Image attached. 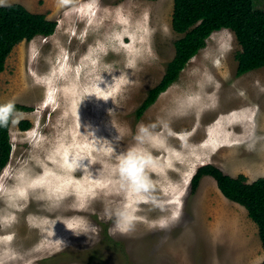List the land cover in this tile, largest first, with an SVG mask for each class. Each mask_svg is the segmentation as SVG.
<instances>
[{"label": "rangeland", "instance_id": "1", "mask_svg": "<svg viewBox=\"0 0 264 264\" xmlns=\"http://www.w3.org/2000/svg\"><path fill=\"white\" fill-rule=\"evenodd\" d=\"M11 2L45 13L56 27L50 35L16 44L0 72V103L31 108L12 114L11 153L0 169V226L3 210L10 215L5 223L12 224L7 231L0 228V257L9 248L18 254L16 262L6 264H210L214 258L222 264L253 251L255 264L260 263L264 249L246 209L226 198L208 175L190 191V178L204 163L233 176L243 173L248 182L264 176V66L236 74L240 45L234 33L228 28L213 31L177 80L137 117L136 108L162 77L174 55V41L182 36L171 27L173 0H0ZM255 3L264 8V0ZM238 21L245 22L243 11ZM45 100L52 104L42 107ZM244 102L250 118L237 123L230 122L237 117L227 118L225 126L214 125H219L216 134L206 135L218 114ZM21 119L29 120L27 129L19 128ZM30 129L35 138L28 136ZM223 141L235 143L217 144L215 150L214 143ZM129 152L141 162L143 187H132L119 173L120 160ZM67 159L89 168L88 174L59 173L55 165ZM24 189L28 192L20 194ZM72 193L76 197H67V206L88 205L86 217L77 212L76 219L96 229L88 233L91 239L83 228L73 235V217L63 211L64 226L58 220L53 227L43 226L57 211L45 216L42 210L61 212L59 196ZM18 197L23 200L16 204ZM117 210L133 218L132 228L110 235ZM57 226L67 239L43 246L47 234L58 233ZM213 237L220 238L218 244ZM31 249L39 251L27 254Z\"/></svg>", "mask_w": 264, "mask_h": 264}, {"label": "trees", "instance_id": "2", "mask_svg": "<svg viewBox=\"0 0 264 264\" xmlns=\"http://www.w3.org/2000/svg\"><path fill=\"white\" fill-rule=\"evenodd\" d=\"M243 11L245 22L240 24L238 16ZM56 21L43 12H34L19 2L0 4V72L13 47L36 35L47 36L54 32ZM171 27L182 36L174 41V55L166 63L160 80L149 88L146 96L136 108L140 117L158 94L177 80L186 62L205 46L213 31L229 28L240 45L235 52L236 74L241 75L264 66V8L255 0H173ZM6 111L0 115V169L9 160L12 143L9 126L15 111L31 109L27 105L12 102L1 104ZM28 119L18 122L20 129L29 127ZM211 176L220 192L229 200L239 203L257 225L258 236L264 249V176L248 182L243 173L235 176L223 172L213 163L197 167L190 178V191L195 192L200 179ZM260 264H264V259Z\"/></svg>", "mask_w": 264, "mask_h": 264}, {"label": "bare ground", "instance_id": "3", "mask_svg": "<svg viewBox=\"0 0 264 264\" xmlns=\"http://www.w3.org/2000/svg\"><path fill=\"white\" fill-rule=\"evenodd\" d=\"M74 12L76 11H78V9H74L73 10ZM82 12V11H81ZM88 14V13H87ZM139 43V42H138ZM223 49V47H220V53H223L224 52V50H222ZM225 53V52H224ZM220 55V54H219ZM221 58V57H220ZM214 66V65H213ZM215 70V69H214ZM56 72H54V74H55ZM58 74V73H57ZM54 77V76H53ZM56 79H57V77H56ZM61 80V79H60ZM50 84V83H49ZM48 86V85H47ZM215 86H216V84H215ZM209 88H212V87H209ZM206 90V89H205ZM207 91V90H206ZM210 92V90H208V93ZM216 92H217V90H216ZM57 93V92H56ZM235 94V93H234ZM224 95H226V94H224ZM230 95V94H229ZM103 96H104V94H103ZM212 96V95H211ZM211 96H210V98H211ZM206 99H210L209 98V96H204ZM217 97H218V95H217ZM235 97H237V96H235ZM80 98V97H79ZM227 98H228V96H227ZM78 99V98H77ZM192 99V98H191ZM219 99V98H218ZM218 99H217V101H218ZM43 100H44V98H43ZM46 100H48V99H46ZM44 101V103H43V101H41L42 102V107H47V106H49L50 105V103L51 102H49V101ZM79 100V99H78ZM82 100H84V99H82ZM221 100V99H220ZM224 100H226L225 98H224ZM227 101V100H226ZM53 102V101H52ZM80 102V101H79ZM84 102V101H83ZM224 102V101H223ZM78 103V102H77ZM218 103V102H217ZM216 103V104H217ZM227 103V102H226ZM247 103V102H246ZM252 103V102H251ZM52 104V103H51ZM54 104V103H53ZM73 104V103H72ZM243 105H241V107H239L238 109H234V110H228L226 113H220V114H218V116H216L214 119V121H213V123H212V125H210V126H208L207 127V131H206V135L207 134H209V133H217V130L219 129V125H224L225 126V124H222V122H223V120H226L227 118V120H229L230 118H234V117H237V119H234V120H232V121H230L231 123H237L243 116H247L248 118H250L249 116H250V114H251V110H248L247 111V109L249 108V106H248V104H246L245 105V102L244 103H242ZM80 105V104H79ZM82 105V104H81ZM250 105V104H249ZM87 106V105H86ZM193 106V105H192ZM195 106V105H194ZM197 106V105H196ZM198 106H200V103H199V105ZM83 107H84V105H83ZM79 108V107H78ZM221 108V107H220ZM198 108L196 107V108H194V109H192V111L193 112H195L196 110H197ZM216 109V108H215ZM187 110V109H186ZM189 110V109H188ZM187 110V111H188ZM208 111V110H207ZM207 111H206V113H207ZM210 111V110H209ZM213 111H214V109H213ZM249 111H250V113H249ZM216 112H218L217 110H216ZM225 112V111H224ZM187 113V112H186ZM248 113H249V115H248ZM175 115V114H174ZM197 115V114H196ZM204 115V114H203ZM72 116V115H71ZM190 117V116H189ZM192 117V116H191ZM194 117V116H193ZM192 117V118H193ZM254 117V116H253ZM184 118V117H183ZM182 118V119H183ZM186 118H188V116L186 117ZM202 117H200V119H201ZM172 118H171V116H170V120H171ZM255 119V118H254ZM187 120H189V119H187ZM186 120V121H187ZM193 120H195V119H193ZM177 121V120H176ZM176 121H175V124L174 125H176L177 123H176ZM182 121V120H181ZM180 121V122H181ZM202 121V120H201ZM33 122H36V120L35 121H33ZM189 123H190V121H188ZM212 122V121H211ZM193 123V122H192ZM191 123V124H192ZM201 123V122H200ZM199 123V124H200ZM178 124H179V122H178ZM191 124H190V126H191ZM216 124H219L218 126H214V125H216ZM36 125V124H35ZM34 125V126H35ZM183 125V124H182ZM201 125V124H200ZM231 125V124H230ZM194 126V125H193ZM196 126V125H195ZM37 127V126H36ZM192 127V126H191ZM250 127V126H249ZM170 128H174V126L172 125V127L170 126ZM194 128V127H193ZM196 128V127H195ZM199 128V127H198ZM215 128V129H214ZM34 129V128H33ZM191 129V128H190ZM251 129H252V127H251ZM172 130H174V129H172ZM177 131V130H176ZM181 131V130H180ZM183 131V130H182ZM189 131V130H188ZM188 131H186V132H188ZM197 131V130H196ZM205 131V130H204ZM26 132H28V131H26ZM240 132V131H239ZM249 132V131H248ZM250 133V132H249ZM36 134V133H35ZM35 134L32 132V130L30 129L29 130V135L28 136H33L34 138H35ZM188 134V133H187ZM229 134V140H232L233 138L232 137H234V133H233V131L231 132L230 131V133H228ZM105 135V134H104ZM108 135V134H107ZM174 135H176V136H178L182 141H184L186 138L184 137V136H186L185 134H183V133H174ZM205 135V136H206ZM204 136V137H205ZM32 137V138H33ZM202 138L200 141H202V140H204L205 138ZM228 139V138H227ZM118 141H120L119 139H118ZM180 141V140H179ZM115 142V141H114ZM229 142V141H228ZM203 144H205V145H211L210 143H209V141H206V142H202ZM201 143V145H203ZM208 143V144H207ZM227 144L226 142H222V143H214L216 146H217V144H219V145H222V144ZM231 144L232 143H235V142H230ZM227 144V145H231V144ZM187 144V143H186ZM112 145H113V143H112ZM205 147H208V148H210V149H212L210 146H205ZM114 148V147H113ZM116 149V148H115ZM114 149V150H115ZM217 149H219V147L217 146V148L215 149V150H217ZM113 150V149H112ZM111 150V151H112ZM120 150V149H119ZM119 150H117L118 152H119ZM214 150V151H215ZM110 151V150H109ZM109 156H111V153H107ZM115 154V153H114ZM117 154V153H116ZM119 154V153H118ZM108 156V157H109ZM119 156V155H118ZM68 157V156H67ZM72 158V157H71ZM113 158V157H112ZM114 159V158H113ZM77 160V159H76ZM75 160V161H76ZM70 162V160L68 161V159H67V161H64V162H62V163H59V164H56L55 166L57 167V169H58V171H59V173H61V174H63L64 176H75V173L78 171V170H82V174L81 175H83V174H88V171H89V168H86V167H84L83 165H73V164H71V163H69ZM47 165H50V167L52 166V164L51 163H49V162H47L46 163ZM47 165H46V167H47ZM90 167V166H89ZM145 172H147V171H145ZM149 172V171H148ZM151 172V171H150ZM120 173V172H119ZM152 174H153V172H152ZM81 177V176H80ZM215 181V180H214ZM82 183V182H81ZM56 184V183H55ZM73 184H74V181H73ZM83 184V183H82ZM62 185V184H61ZM80 185V184H79ZM28 186V184L26 183L25 184V187H27ZM70 186H71V184L70 183H68V184H66V188L67 189H69L70 188ZM78 189V188H77ZM15 192V191H14ZM26 192H28V190H23V191H21L20 192V194H24V193H26ZM47 193V192H46ZM76 194L75 193H72L71 195H61V196H59V199H58V204H57V206L56 207H60L61 208V212H60V210L59 209H54V208H48V209H43L42 211L44 212L43 214L45 215V216H52L53 215V213L55 214V210L58 212V213H60L59 215H57V212H56V217H55V219H51V220H45L44 221V225L43 224H40V225H43V226H47V224L49 225V226H51V227H53V225H54V223H56L55 221H60V227L61 226H64L63 225V220L65 219V218H67L68 216L69 217H73L71 220H72V223L74 224L73 225V227H74V229H73V231L71 230V232H72V234L74 235V233L76 232L75 230H77V229H80V228H83L84 227V225H87L88 226V224H85V222L84 221H78L77 219H76V217H77V215L78 214H84V216H85V214H86V212H87V208H88V205H86L85 207L83 206H81V207H78L77 205H75V203L73 202V204H72V206L71 207H69V206H67L66 205V201H67V197H68V199L70 198V197H73L74 196V198L76 197L75 196ZM52 196V195H51ZM54 198H55V196H54ZM53 197H51V198H48L49 200L47 201V202H49L50 200H53L54 199ZM56 199V198H55ZM23 199H22V197H18L17 199L16 198H14V203H16V204H19L21 201H22ZM42 201H43V199H42ZM75 201H79V199H75ZM44 202V201H43ZM39 203V202H38ZM47 207H49V206H47ZM7 208L8 209H10V207L9 206H7ZM62 211H63V214L64 215H66L67 217H65L63 214H62ZM215 211V210H214ZM77 212H78V214H77ZM2 215L6 218L7 216L8 217H10V215H9V213H7L5 210H3L2 212ZM86 217V216H85ZM84 217V218H85ZM4 218V220H2L1 221V226H0V228L1 229H3L4 231H7L8 229H9V226H11L12 224L11 223H5L7 220H9V218H7V219H5ZM23 222V221H22ZM24 223V222H23ZM59 224V223H58ZM36 227V226H35ZM35 227H34V229L32 230V231H34V234H35V236L37 235L36 234V231H35ZM43 228V227H42ZM55 228V227H54ZM57 228H58V233H51V235H49V234H47L48 235V238H47V241H44L45 242V244H44V242L42 243V245L43 246H52V245H50V244H48L51 240H57V242L58 243H61L64 239H67V238H64L65 237V235L63 234V233H65V230H62V229H60L58 226H57ZM70 228V227H69ZM0 229V230H1ZM82 230V229H81ZM71 235V234H70ZM69 235V236H70ZM76 236H78V235H76ZM83 236V235H82ZM81 236V237H82ZM37 237V236H36ZM46 238V237H45ZM64 238V239H63ZM29 239V238H28ZM30 239H31V236H30ZM44 239V238H43ZM63 239V240H62ZM32 241V240H31ZM35 241V240H34ZM21 244V243H20ZM53 245H54V242L52 243ZM2 245H6V244H2ZM11 244H7V246H10ZM18 249V248H17ZM37 251H39L38 249H31L30 251H28L27 252V254H34V253H36ZM13 253H15V251H13V249H11V248H9L8 250H5V251H3V253H2V256L0 257V263H2V264H6L7 262H11V263H14V262H16V259H17V256H18V254L17 253H15V255H12ZM26 258V257H25Z\"/></svg>", "mask_w": 264, "mask_h": 264}, {"label": "clouds", "instance_id": "4", "mask_svg": "<svg viewBox=\"0 0 264 264\" xmlns=\"http://www.w3.org/2000/svg\"><path fill=\"white\" fill-rule=\"evenodd\" d=\"M140 131H144L143 127H141ZM140 163L141 162L137 159L136 155L133 152H129L126 157H122L120 160L119 168L121 176L124 180L128 181L132 187H137L141 185L139 178ZM106 214L109 216V218H111L113 215L112 213L107 212V210ZM114 215L115 219L113 227L109 229L110 235H116L117 233H124L131 230L133 218L126 211L117 210ZM82 231L88 239H91V236L88 235V233H95L96 229L94 227H89L85 225Z\"/></svg>", "mask_w": 264, "mask_h": 264}, {"label": "crops", "instance_id": "5", "mask_svg": "<svg viewBox=\"0 0 264 264\" xmlns=\"http://www.w3.org/2000/svg\"><path fill=\"white\" fill-rule=\"evenodd\" d=\"M212 235H214V234H212ZM213 238H214V244H218V241L220 240V238L219 237L218 238L213 237ZM228 247H232V246H230V243H228ZM236 251L239 252V249L237 248ZM233 257L226 258L225 261L222 264H255V261H256V256L254 255V251H253V255L252 256H249V257H246V258L244 256H242L241 253L237 254V256L235 258H233ZM209 263L210 264H217L215 258H214L213 262L209 261ZM260 263H258V264H260Z\"/></svg>", "mask_w": 264, "mask_h": 264}, {"label": "snow or ice", "instance_id": "6", "mask_svg": "<svg viewBox=\"0 0 264 264\" xmlns=\"http://www.w3.org/2000/svg\"><path fill=\"white\" fill-rule=\"evenodd\" d=\"M6 111V109L0 108V115H2L4 112ZM144 185H140V187H143Z\"/></svg>", "mask_w": 264, "mask_h": 264}]
</instances>
